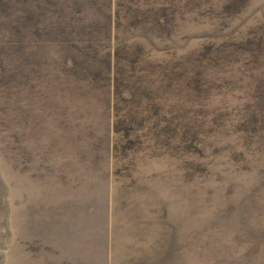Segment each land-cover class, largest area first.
I'll return each instance as SVG.
<instances>
[{
    "label": "rangeland",
    "instance_id": "rangeland-1",
    "mask_svg": "<svg viewBox=\"0 0 264 264\" xmlns=\"http://www.w3.org/2000/svg\"><path fill=\"white\" fill-rule=\"evenodd\" d=\"M50 11L0 37V264H264V0Z\"/></svg>",
    "mask_w": 264,
    "mask_h": 264
},
{
    "label": "trees",
    "instance_id": "trees-1",
    "mask_svg": "<svg viewBox=\"0 0 264 264\" xmlns=\"http://www.w3.org/2000/svg\"><path fill=\"white\" fill-rule=\"evenodd\" d=\"M85 2L86 0H0V37L35 36L37 40L56 37L55 40L64 41L67 27L50 24L44 17V8H51L50 12H54L52 17H65L68 21H74L69 16L82 14L79 9ZM28 7L33 12L36 10L39 19L33 20L31 13H28Z\"/></svg>",
    "mask_w": 264,
    "mask_h": 264
}]
</instances>
